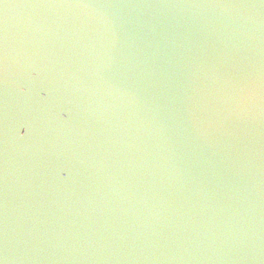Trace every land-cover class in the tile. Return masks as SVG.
<instances>
[{"label":"water","instance_id":"1","mask_svg":"<svg viewBox=\"0 0 264 264\" xmlns=\"http://www.w3.org/2000/svg\"><path fill=\"white\" fill-rule=\"evenodd\" d=\"M0 264H264V0H0Z\"/></svg>","mask_w":264,"mask_h":264},{"label":"snow or ice","instance_id":"2","mask_svg":"<svg viewBox=\"0 0 264 264\" xmlns=\"http://www.w3.org/2000/svg\"><path fill=\"white\" fill-rule=\"evenodd\" d=\"M37 74L34 72L32 76L35 77ZM17 88L21 94H27L29 91V84L26 82H20L17 84Z\"/></svg>","mask_w":264,"mask_h":264},{"label":"clouds","instance_id":"3","mask_svg":"<svg viewBox=\"0 0 264 264\" xmlns=\"http://www.w3.org/2000/svg\"><path fill=\"white\" fill-rule=\"evenodd\" d=\"M35 78H36V76H35V77H33V79H35ZM33 91H34V89H33L32 87H30V86H29V91H28V93H27V94H31Z\"/></svg>","mask_w":264,"mask_h":264}]
</instances>
